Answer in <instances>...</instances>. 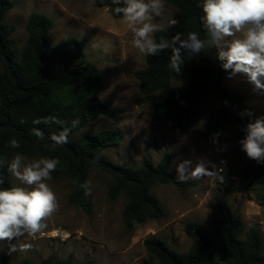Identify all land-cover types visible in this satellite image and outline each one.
Instances as JSON below:
<instances>
[{
	"label": "trees",
	"instance_id": "16d2710c",
	"mask_svg": "<svg viewBox=\"0 0 264 264\" xmlns=\"http://www.w3.org/2000/svg\"><path fill=\"white\" fill-rule=\"evenodd\" d=\"M177 11L175 19L180 23L164 32H156L155 39L164 36L171 39L177 32L186 38L188 32H198L201 39L206 33L200 23L201 0H165ZM111 0H96L95 6L103 8ZM122 6V5H121ZM115 7V6H113ZM13 8L12 0H0V157L5 160L2 174L4 184L0 188L13 187L7 164L15 152H21L29 159L34 157L58 158L61 163L52 173L54 179L67 176L73 182L69 196L71 205L80 207L88 216L93 214V195L85 196L80 183L88 181L92 168L109 175L112 184L108 197L116 200L125 194L127 202L123 209V223L128 231H134L149 220L162 219L165 211L161 201L153 192L156 184H171L177 188L192 185L191 181L180 182L171 172L172 155L166 153L157 165L143 159L138 166H121L108 161L103 152L116 147L124 140V134L115 130H104L97 134H85L80 139L72 135L84 128L98 116L115 118L116 112L100 101L101 81L94 64L87 61L84 44L71 38L60 44H52L50 34L53 20L46 14L32 12L27 22L28 40L20 57L18 44L13 39L14 24L5 21ZM114 18H121L110 13ZM171 50L158 56H146L145 67L135 75L139 81V102H151L152 113L162 118L182 132L191 131L202 116L203 108L212 97H216L220 108L208 116L203 130L204 139L210 142L211 135L222 133L234 123L239 130L249 118L238 115L245 109L244 97L225 86L226 73L211 49H205L187 62L178 77L167 65ZM175 84V85H174ZM161 93L159 100L156 95ZM229 103L225 106L224 101ZM251 110V109H250ZM252 111V110H251ZM254 114V113H253ZM56 116L68 121L80 119V125L71 131L69 142L50 151L48 138L59 132L61 125L49 123L33 125L36 118ZM254 117H257L254 114ZM33 127L40 128L45 138L40 140L31 134ZM241 137L244 133L240 130ZM16 138L21 142L19 149L8 147V141ZM216 146V145H214ZM222 176H239L236 190L251 194L256 189L264 199V166L249 160L235 169H227ZM215 206L221 214L213 232L209 233L198 221L186 223L185 234L190 238V247L179 252L162 238L153 236L143 244L148 254L155 257L158 264H264V237L256 228H247L246 223L235 214L229 203L220 197L215 198ZM135 222V223H134ZM0 264H10L9 258L2 257ZM19 264H35L28 258ZM52 264H76L72 259L55 260Z\"/></svg>",
	"mask_w": 264,
	"mask_h": 264
},
{
	"label": "rangeland",
	"instance_id": "374dc122",
	"mask_svg": "<svg viewBox=\"0 0 264 264\" xmlns=\"http://www.w3.org/2000/svg\"><path fill=\"white\" fill-rule=\"evenodd\" d=\"M13 8L5 21L14 24L13 39L18 44V55L28 40L27 22L32 12L48 15L54 22L50 34L52 44H60L71 38L84 44L86 59L94 64L101 81L100 101L109 104L116 112L115 118L100 115L84 128L72 135L77 140L85 134H97L104 130L120 131L124 140L120 145L103 152L104 157L121 166H138L143 159L157 165L164 154L170 153L173 161L171 172L177 176L176 165L191 160L195 166L197 158L204 157L217 164L227 161V169H235L249 161L240 151L237 141L241 139L239 127L229 123L219 145H211L203 137V130L209 115L220 108L216 97H212L203 108L202 116L189 132H182L152 113L151 102H139V81L136 73L142 70L146 56L131 45L132 33L121 18H114L103 8L90 5V0H12ZM177 9L165 2L162 17L153 22L167 24L175 18ZM216 56V49L211 48ZM3 67L0 63V75ZM228 90L244 97V105L257 116H264V95L256 94L252 87L238 80H225ZM175 85V84H174ZM162 94L156 95L159 100ZM205 121V123L203 122ZM227 144L226 150L216 148ZM40 158V157H34ZM211 170V169H210ZM223 182L213 177L189 179L191 186L177 188L171 184H156L153 192L161 201L165 211L162 219L149 220L134 231H128L123 223V209L127 202L125 194L116 200L108 197L112 184L109 175L92 168L91 181L94 201L93 214L88 216L80 207L71 205L69 196L73 182L67 176L52 179L49 185L56 193L60 208L48 221V228H63L71 233L65 242L51 240L41 235L32 239L25 235L13 241L16 251H9L7 242L0 243V262L3 256L10 264H19L28 258L35 264H52L55 260L72 259L76 264H158L148 254L143 242L153 236L164 239L170 247L185 252L191 244L185 234L186 223L198 221L209 233L213 232L221 214L215 206L218 196L227 201L232 210L247 225L258 228L264 237V199L261 191L251 194L236 190L237 183L230 176H223ZM13 186H22L11 175ZM31 248L21 251V244ZM264 252V247H263Z\"/></svg>",
	"mask_w": 264,
	"mask_h": 264
},
{
	"label": "clouds",
	"instance_id": "9594fccd",
	"mask_svg": "<svg viewBox=\"0 0 264 264\" xmlns=\"http://www.w3.org/2000/svg\"><path fill=\"white\" fill-rule=\"evenodd\" d=\"M95 4L96 0H90V5ZM197 7L202 12L199 19L206 39H201L200 34L194 31L188 32L187 37L182 39L181 33L177 32L171 39L161 36L159 42L154 37L156 32L167 31L180 23L175 18L169 19L167 24L153 22L154 18L164 15L165 0H111V4H104L102 10L121 17L132 33V47L142 55L158 56L170 49L167 67L177 77L182 74L187 62L205 49L215 48V58L226 73V79L246 83L254 93L264 95V0H201ZM228 103L224 101L225 106ZM238 115L241 119L249 118L240 129L244 133L237 141L240 151L247 159L264 166V116L254 117L250 109ZM42 123L61 125L59 132H53L48 137L52 142L48 148L55 151L57 146L69 142V135L79 127L80 119L71 120L70 126L68 121L56 116L32 121L33 125ZM30 131L40 140L45 138V133L38 127ZM221 135L220 132L213 133L210 142L219 145ZM8 147L19 149L21 142L11 138ZM227 147V144L218 146L216 151H224ZM60 163L58 158L53 157L29 159L21 152H15L8 162V172L22 185L0 188V243L7 242L10 252L17 250L13 241H19L25 235L32 239L44 235L48 221L59 211V199L48 182L53 179L52 173ZM4 164V158L0 157V170ZM220 164L224 167L217 170V164L199 157L190 169L192 161L184 160L176 165L177 179L186 182L207 176L223 182L224 177L220 173L225 170L227 162L221 159ZM3 184L4 176L0 171V185ZM79 187L84 189L85 196L92 194L91 181L80 183ZM60 232L62 229H56L52 235ZM30 248L31 245L27 243L20 245L21 251Z\"/></svg>",
	"mask_w": 264,
	"mask_h": 264
},
{
	"label": "built area",
	"instance_id": "2783aa9c",
	"mask_svg": "<svg viewBox=\"0 0 264 264\" xmlns=\"http://www.w3.org/2000/svg\"><path fill=\"white\" fill-rule=\"evenodd\" d=\"M219 167L221 168V167H224V166L220 164ZM233 180L237 184L240 183V177L239 176H234ZM56 229H62V232H60L57 235H52L53 231L56 230ZM42 237H45V238H48V239H51V240H57V241L65 242V241H67V240H69L71 238V233L68 232L67 230L63 229V228L57 227V228H53V229L45 232V234L42 235Z\"/></svg>",
	"mask_w": 264,
	"mask_h": 264
}]
</instances>
